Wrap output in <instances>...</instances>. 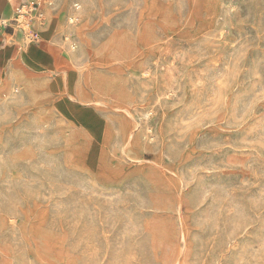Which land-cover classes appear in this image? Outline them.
Instances as JSON below:
<instances>
[{
    "label": "rangeland",
    "instance_id": "374dc122",
    "mask_svg": "<svg viewBox=\"0 0 264 264\" xmlns=\"http://www.w3.org/2000/svg\"><path fill=\"white\" fill-rule=\"evenodd\" d=\"M44 3L0 16L55 54L0 66V264H264V0Z\"/></svg>",
    "mask_w": 264,
    "mask_h": 264
},
{
    "label": "crops",
    "instance_id": "0c3cea01",
    "mask_svg": "<svg viewBox=\"0 0 264 264\" xmlns=\"http://www.w3.org/2000/svg\"><path fill=\"white\" fill-rule=\"evenodd\" d=\"M27 2H29V0H0V16H13L14 7ZM40 26L42 27V24ZM38 27L39 25H37V29L39 31ZM11 35H13L11 29L6 27H2V29H0V66H6L11 60L17 59L18 62L22 63L24 66L26 65L31 69H36L38 72H43L44 69L51 68L54 63V53L50 50H45L44 47L40 48L39 46H31L25 49L17 47V44L11 46L6 40V36ZM39 35L40 42L41 35L45 39H50L51 30H41L39 31ZM26 66L25 68L28 69Z\"/></svg>",
    "mask_w": 264,
    "mask_h": 264
},
{
    "label": "built area",
    "instance_id": "2783aa9c",
    "mask_svg": "<svg viewBox=\"0 0 264 264\" xmlns=\"http://www.w3.org/2000/svg\"><path fill=\"white\" fill-rule=\"evenodd\" d=\"M44 5L45 3L43 4V0H34L31 4L25 3L23 5H19L14 9L11 20L14 23H19L20 20L24 21L26 19L27 22L25 23V25L26 24L28 25L26 39L30 43L31 42L35 44L40 43V35L37 29V25L39 24L36 14L38 9H40ZM46 5L51 6V2L48 1Z\"/></svg>",
    "mask_w": 264,
    "mask_h": 264
}]
</instances>
